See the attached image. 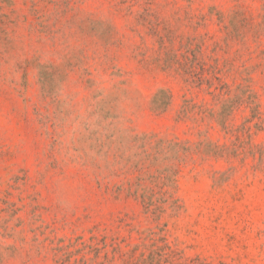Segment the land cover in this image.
<instances>
[{"label":"rangeland","instance_id":"1","mask_svg":"<svg viewBox=\"0 0 264 264\" xmlns=\"http://www.w3.org/2000/svg\"><path fill=\"white\" fill-rule=\"evenodd\" d=\"M0 264H264V0H0Z\"/></svg>","mask_w":264,"mask_h":264}]
</instances>
